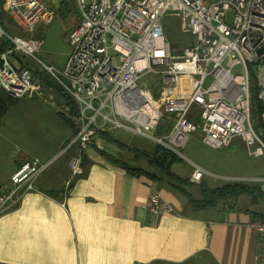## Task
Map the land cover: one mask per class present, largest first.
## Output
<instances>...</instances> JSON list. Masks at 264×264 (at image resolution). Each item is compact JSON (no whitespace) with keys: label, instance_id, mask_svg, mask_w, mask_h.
Instances as JSON below:
<instances>
[{"label":"built area","instance_id":"1","mask_svg":"<svg viewBox=\"0 0 264 264\" xmlns=\"http://www.w3.org/2000/svg\"><path fill=\"white\" fill-rule=\"evenodd\" d=\"M74 1L79 19L69 33L70 53L58 68L37 58L39 39L9 33L1 20V13L7 15L29 34L53 20L54 6L47 0H0V39L9 45L0 54V89L9 98L29 99L43 91L41 80L15 54L37 64L75 101L78 132L72 143L80 154L92 144L99 146L94 140L98 131L116 130L131 131L173 153L199 130L208 148H228L239 137L249 156L264 154L251 105L254 87L264 107V0ZM168 14L178 17L181 32L192 40L179 55L171 53L165 37ZM149 74L163 81L159 102L139 85L141 77ZM207 79L210 84L205 87ZM49 99L52 106L68 112L54 96ZM161 107L175 117L171 130L156 137ZM261 117L264 120V113ZM80 154L68 163L72 176L81 174ZM49 165L31 158L10 176L9 184L0 183V217L35 190L36 179ZM205 174L195 166L190 181L197 183ZM227 180L256 184L262 194L261 217L253 228L262 241L260 264H264V176ZM146 207L153 215L173 213L157 192L150 195Z\"/></svg>","mask_w":264,"mask_h":264},{"label":"crops","instance_id":"2","mask_svg":"<svg viewBox=\"0 0 264 264\" xmlns=\"http://www.w3.org/2000/svg\"><path fill=\"white\" fill-rule=\"evenodd\" d=\"M189 116L194 120L193 113ZM59 120L54 147L46 157H38L50 165L36 179L35 190L0 217V264H260L263 245L253 223L261 217L262 194L256 184L246 183L254 186L252 194L193 210L187 198L146 162L139 161L146 167H137L148 174H134L112 163L110 156L135 167L131 154L115 145L96 137L99 146L92 144L80 154L72 143L76 134ZM79 154L81 174L72 176L68 163ZM29 159L10 160L0 171V183L9 184L10 176ZM176 163L179 168L174 169ZM183 165L178 157L171 172L187 179L185 189L194 199H201V182L209 188L233 182L207 180V170L193 161ZM195 166L206 174L192 183ZM153 192L173 213L149 212L146 204Z\"/></svg>","mask_w":264,"mask_h":264},{"label":"rangeland","instance_id":"3","mask_svg":"<svg viewBox=\"0 0 264 264\" xmlns=\"http://www.w3.org/2000/svg\"><path fill=\"white\" fill-rule=\"evenodd\" d=\"M47 1L55 8L54 18L48 24L35 27L32 33L23 32L13 24L7 15L2 13L1 20L9 33L22 38L34 37L39 39L42 46L36 54L37 58L46 64L60 68L70 53L69 33L78 23L79 17L78 12L76 14L73 10L75 8L77 11L75 1L70 3L72 9L67 13L59 11V3L67 0ZM230 18L231 14L229 13L226 20L230 21ZM164 25L165 37L171 46L173 55L181 54L184 48L192 44L191 37L181 32L180 22L175 14L166 15ZM19 57L31 70L40 71L38 65L29 58L20 55ZM15 67L19 66L15 65ZM42 78L43 91L40 96L31 99L7 98V112L0 122L1 172L13 158L46 157L57 141L56 124L60 120L56 115L60 111V107L52 106L49 97L51 95L56 99L58 97L51 89L46 88L54 81L44 72H42ZM209 84L210 79H207L205 87ZM139 85L147 91L153 101L159 102L163 95V92L160 94V90L164 87L159 76L144 75L141 77ZM161 112L163 115L165 114L162 107ZM258 131L260 132V130ZM112 135L133 148L150 151L155 146L151 140L128 130H116ZM176 151L177 153L174 154L181 159L184 164L183 167L190 160L205 168L208 173L206 174L207 180H215L218 183L232 182L217 179V175L220 174L244 177L264 175V154L258 157L249 156L247 148L239 137H235L228 148L214 150L201 143L200 131L197 130L191 133L186 144L183 147H177ZM129 165L133 166L132 164ZM138 165L146 167L139 161L135 162V167ZM177 165L178 163L174 169L179 168ZM215 185L217 183L211 184L212 187ZM194 196L196 195L194 194Z\"/></svg>","mask_w":264,"mask_h":264},{"label":"trees","instance_id":"4","mask_svg":"<svg viewBox=\"0 0 264 264\" xmlns=\"http://www.w3.org/2000/svg\"><path fill=\"white\" fill-rule=\"evenodd\" d=\"M73 2L74 0L61 1L59 3V11L63 13L70 12L72 9L70 7V3ZM73 10L74 13L77 14L75 8H73ZM163 26L165 32V25L163 24ZM8 48H9L8 42L0 39V54L5 52ZM13 56L17 59V61L23 63L19 56L15 54H13ZM24 65L28 67V69L32 72L34 77H38L41 80V82L43 81L42 72L33 71L29 68L27 64ZM46 88L51 89L58 97L57 102L60 103L58 104L59 105L62 104L68 110L67 113L63 111H58L57 113L58 117L74 131V134H77L78 123L76 122V117L78 116V107L75 101L69 95L64 93L54 83L49 84ZM7 98L9 97L0 89V122L7 112V105H6ZM251 102H252L251 103L252 119H253L254 127L257 130H260V132L262 133V138L264 140V120L261 117L262 114L264 113V107L258 101L256 96V89L254 87L252 89ZM174 117H175L174 114H164L154 130V135L156 137H161L166 135L173 126ZM189 120L193 121V118L189 116ZM96 137H98L100 140L108 144L115 145L118 149L127 151V153L131 154L133 162H137V161L146 162V164L149 167H151L156 172H158L159 176L162 175L166 180L171 182L170 185L174 190L178 191L180 194H182L184 197L187 198L188 203L193 210L208 209L216 206L218 203L227 202L228 200L236 199L241 195L252 194L254 192V186L241 182L227 183L223 186L216 188H209L205 182H201L199 184L201 199H194L185 189V187L190 184L187 181V179L180 178L176 174H173L171 172V165L178 159V157L171 151L157 144H155V146L150 151L133 148L130 147L128 144L122 142L120 139L115 138L114 135L104 131H98ZM109 160L112 163L117 164L134 174H139V173L148 174V172L145 171L144 169L130 166L129 163L127 161H124L123 158L117 159L113 156H110ZM152 178L156 179L157 178L156 174H153ZM54 194L55 192L50 193L51 196H55Z\"/></svg>","mask_w":264,"mask_h":264}]
</instances>
